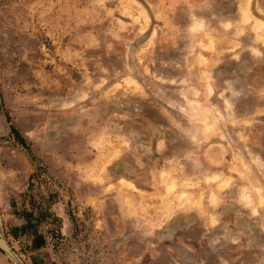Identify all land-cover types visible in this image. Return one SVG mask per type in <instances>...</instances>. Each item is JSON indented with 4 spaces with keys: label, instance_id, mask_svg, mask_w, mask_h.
I'll return each mask as SVG.
<instances>
[{
    "label": "rangeland",
    "instance_id": "rangeland-1",
    "mask_svg": "<svg viewBox=\"0 0 264 264\" xmlns=\"http://www.w3.org/2000/svg\"><path fill=\"white\" fill-rule=\"evenodd\" d=\"M0 264H264V0H0Z\"/></svg>",
    "mask_w": 264,
    "mask_h": 264
},
{
    "label": "trees",
    "instance_id": "trees-1",
    "mask_svg": "<svg viewBox=\"0 0 264 264\" xmlns=\"http://www.w3.org/2000/svg\"><path fill=\"white\" fill-rule=\"evenodd\" d=\"M13 132L15 133V135H16V137L21 141V142H25V140H24V138L23 137H21V135L19 134V132L17 131V129H13ZM33 223V222H32ZM17 229V231L16 232H14L15 234H17L18 232H22V231H26V226H22V227H20V228H16Z\"/></svg>",
    "mask_w": 264,
    "mask_h": 264
},
{
    "label": "water",
    "instance_id": "water-1",
    "mask_svg": "<svg viewBox=\"0 0 264 264\" xmlns=\"http://www.w3.org/2000/svg\"><path fill=\"white\" fill-rule=\"evenodd\" d=\"M18 263H19V261L18 260H16Z\"/></svg>",
    "mask_w": 264,
    "mask_h": 264
}]
</instances>
